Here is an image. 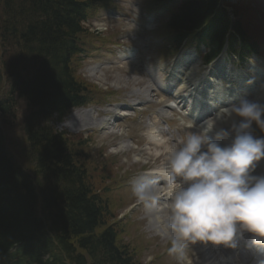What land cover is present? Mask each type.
Instances as JSON below:
<instances>
[{
	"label": "trees",
	"instance_id": "16d2710c",
	"mask_svg": "<svg viewBox=\"0 0 264 264\" xmlns=\"http://www.w3.org/2000/svg\"><path fill=\"white\" fill-rule=\"evenodd\" d=\"M95 1L0 0L2 43L17 42L21 55L37 63L29 79L10 73L8 94L0 100V108H7L1 118L8 120L15 94L37 106V116L44 113L46 121L28 131L33 175L7 159L0 136V254L4 251L3 258L11 264H133L116 245L113 227L98 232L106 226L107 209L89 182L82 150H75L82 146L69 150L70 140L47 124L53 115L61 121L71 108L87 102L71 61L78 50L80 22ZM218 2L186 0L172 28L179 36L202 28L198 38L210 48L218 47L231 28L241 38V48H256L249 33L256 26L249 1L236 0L233 23L224 9L216 10ZM3 83L0 69V92Z\"/></svg>",
	"mask_w": 264,
	"mask_h": 264
},
{
	"label": "clouds",
	"instance_id": "9594fccd",
	"mask_svg": "<svg viewBox=\"0 0 264 264\" xmlns=\"http://www.w3.org/2000/svg\"><path fill=\"white\" fill-rule=\"evenodd\" d=\"M255 129L264 133V104L242 98L190 132L167 161L172 187L163 207L155 178L133 182V195L177 264H191L187 249L197 241L236 248L249 233L252 243L264 244V176L252 175L264 160V136Z\"/></svg>",
	"mask_w": 264,
	"mask_h": 264
},
{
	"label": "rangeland",
	"instance_id": "374dc122",
	"mask_svg": "<svg viewBox=\"0 0 264 264\" xmlns=\"http://www.w3.org/2000/svg\"><path fill=\"white\" fill-rule=\"evenodd\" d=\"M258 1L261 9H263L261 13V20L258 19L256 22L251 19V23L254 25L255 23L256 25L257 23L259 24L261 33L264 37V0ZM109 3L112 5L111 7L113 9L111 13L114 14L115 12L119 15H117L116 18L113 15H108L104 9H100L98 11L95 10L96 12L89 16L87 23H84L81 26L82 31L75 37V39L78 40V45H80L79 49H82L83 53L74 56L71 61V66L77 80L82 83L83 88H85V95L92 98L93 102L101 101L103 103L105 102V98L106 100L111 99L114 102L120 101L122 100L123 95L121 89H132V87H135L136 85L140 86V84H142L139 71L132 64L104 66L100 60V67H98L94 76H90V73L86 72L90 67L99 66L97 59H85V55L89 52L91 53L97 43L108 42L115 44L121 38L127 44H131L135 37L134 43L139 41V31L135 27L127 24L124 19L129 15H139L141 12H145L147 0H110ZM154 17L157 19V16ZM158 19L161 18L158 17ZM252 29L256 32V28ZM251 31L252 30H249L250 33H252ZM252 35L253 39H255L256 34L253 32ZM9 40L7 44L4 45L1 40L0 31V69L4 77L1 94L3 96H7L8 93L9 84L11 82L10 73H17L21 75L30 74L34 66H36V61L33 62V60L29 57L26 60L23 55H21L17 42H12L11 39ZM110 59L111 60H109V62H115V58ZM260 69L264 72V60ZM22 71L25 72L21 73ZM117 89H119L118 92L115 91ZM109 95L112 97H108ZM15 105V121L12 125L6 126L7 129L4 130V137L7 139L6 151L21 166L23 171L33 175L31 172L33 171L34 164L30 157H28V151L25 154L26 147L28 148V143L22 129L23 119L28 113L29 107L25 101L20 99H17ZM97 107L98 106L93 104H87L83 107V109L97 110V118L99 119L103 116L101 112L108 107L106 105L100 106L101 108ZM78 111L80 110H77L76 112ZM45 123V120L40 119L38 120L36 127L41 124L44 125ZM51 124L57 131L66 134V136L70 139L68 142L69 150H72V148H74V146L76 147L77 144L82 146L76 147L75 150L80 151L79 149H81L83 152L87 176L90 178L89 182L91 183L93 190L101 197V199L106 198V202L108 203L112 215L114 216H111L113 217V222L116 223L119 230L123 232L120 236V244H127L130 247V255L133 257V261L136 264H149L154 261L156 264H177L175 257L170 254L164 259H158L157 254L160 253L161 250L166 249V240L161 237H156V233L150 231L152 228L149 225L145 211L142 210L139 215L135 214L133 216L136 225L134 228H131V231L128 230L130 225H124L123 214L125 210L127 211L132 207L130 205H135V202H137L132 193V189L124 190L118 193L122 197L126 206L123 210L117 211L119 214H116V211H114L112 207V203L119 201L116 198L118 194H112L110 190L116 174L118 178L122 176L123 173L134 170V167L132 166L135 161L134 155L141 154V162L143 163L147 161L152 162L155 157H159L169 151V147L162 146L161 148H155L154 146H150L148 148L142 144L141 140L136 139L138 136L135 128L139 126L132 125L130 123H124L123 125L117 123L124 132L128 133L131 139L128 140L127 138L123 141L125 147H120L119 145L115 149H113L114 146L111 145L115 141L116 136L112 134L116 131L115 129L109 132L101 131V133L103 132L102 134L96 135L91 131L92 129H97L94 127H82L80 131H73L70 128H62L60 124L53 125L52 122ZM117 143L120 144L121 142L119 141ZM134 144L137 145V147L134 146ZM113 152H119L122 155V160H120V162L125 164V166H120L119 163H117L114 168L108 163V155H112ZM128 231L131 233L129 234ZM137 235L143 237L144 242L147 245L146 247L150 246L149 249H151V252L147 251L148 249L145 252H142L141 247H137L134 243L137 240L135 239ZM138 242L141 244L140 240ZM187 254L192 264H197L199 262L197 261L200 260L199 256H194V254L189 253Z\"/></svg>",
	"mask_w": 264,
	"mask_h": 264
},
{
	"label": "bare ground",
	"instance_id": "6f19581e",
	"mask_svg": "<svg viewBox=\"0 0 264 264\" xmlns=\"http://www.w3.org/2000/svg\"><path fill=\"white\" fill-rule=\"evenodd\" d=\"M12 31V30H11ZM97 72L95 68L90 69V73L94 75ZM191 77H193L190 74ZM204 77V76H203ZM183 88V87H182ZM259 91V90H257ZM178 94V90L174 92V95ZM257 95L260 97V100L264 98V93L260 90ZM223 105H220L218 108H221ZM70 118L64 124L61 125L62 128H70L73 131H80L81 127H98L102 129H106L110 126L111 121H113L112 117H107L104 119L96 118V110L95 109H83L81 111L75 112L74 114L69 116ZM223 127H227V125H222ZM226 143V142H224ZM20 182H24L21 177H18ZM218 249V248H217ZM216 249V250H217Z\"/></svg>",
	"mask_w": 264,
	"mask_h": 264
}]
</instances>
